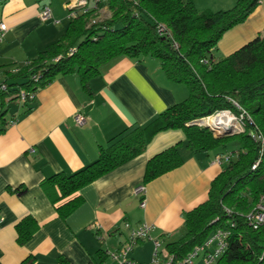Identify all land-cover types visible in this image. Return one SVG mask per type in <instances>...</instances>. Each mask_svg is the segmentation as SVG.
<instances>
[{
  "label": "crops",
  "instance_id": "0c3cea01",
  "mask_svg": "<svg viewBox=\"0 0 264 264\" xmlns=\"http://www.w3.org/2000/svg\"><path fill=\"white\" fill-rule=\"evenodd\" d=\"M235 1L194 4L200 11H218ZM64 3L0 0V19L7 25L0 43V82L16 64L60 38L70 21ZM44 4L51 10L47 20L39 16ZM106 9L99 11L108 15ZM262 35L264 0H258L243 22L221 35L214 56H227ZM18 88L7 86L0 119V264H20L27 258L29 264H116L106 252L120 248L142 223L151 225L150 237L159 239L166 251L165 243L184 231L183 214L207 200L212 180L226 165L215 162V152L188 149L181 129L160 131L139 154L81 186L70 196L77 197L78 204L61 216L57 207L66 198L53 203L41 186L45 178L90 164L112 138L144 126L184 100L189 90L168 79L157 58L124 55L101 64L84 87L77 73L58 74L25 105L15 93ZM77 113L86 118L81 126L74 122ZM174 145H179L181 165L143 183L147 161ZM139 186L143 190L137 192ZM25 216L38 227L19 244L15 225ZM152 247L151 239L141 240L130 257L147 263Z\"/></svg>",
  "mask_w": 264,
  "mask_h": 264
},
{
  "label": "trees",
  "instance_id": "16d2710c",
  "mask_svg": "<svg viewBox=\"0 0 264 264\" xmlns=\"http://www.w3.org/2000/svg\"><path fill=\"white\" fill-rule=\"evenodd\" d=\"M257 4L258 0H236L225 10L200 11L194 0H101L96 11L106 7L110 11L107 19L89 24L90 14H81L68 22L57 41L16 64L0 82V119L5 113L7 86H19L15 93H23L25 105L56 75L77 73L84 87L99 73L101 64L122 55L157 58L167 78L184 83L189 90L184 100L144 126L112 138L90 164L45 178L41 186L53 203L66 198L57 207L59 215H67L78 204V198L70 196L81 186L139 154L156 133L181 129L188 149L216 155L230 152L232 156L212 180L207 200L183 214L184 231L165 243L166 251L183 257L212 231L223 228L228 231L227 246L214 264H264V226L253 229L245 218L264 194V142L251 135H264V35L227 56H214L221 35L243 22ZM71 48L75 51L69 53ZM223 110L234 114L243 110L248 115L243 119V132L215 136L208 125L195 124ZM178 147H168L147 161L143 183L181 165ZM37 227L31 216L18 221L17 243L24 244ZM29 263L27 258L20 264Z\"/></svg>",
  "mask_w": 264,
  "mask_h": 264
},
{
  "label": "built area",
  "instance_id": "2783aa9c",
  "mask_svg": "<svg viewBox=\"0 0 264 264\" xmlns=\"http://www.w3.org/2000/svg\"><path fill=\"white\" fill-rule=\"evenodd\" d=\"M100 1L101 0H65L64 7L66 10L67 19L72 20L81 14H93L89 24L97 22L98 20L96 18V13L98 11H96V6ZM39 16L41 20H47L51 18V10L47 4H44L42 6ZM6 32L7 25L0 19V43L2 42ZM69 51V53H72L73 51H75V48H71ZM201 62L208 64V61L206 59H202ZM1 88L5 89V86L2 85ZM17 95L19 99L22 100L23 93L19 92ZM234 104L237 106L236 103ZM217 116L226 118L228 125L216 127L206 124L210 120V118H214ZM245 116L248 117V115L243 110H241L239 114H234L230 110H223L215 113L214 115L202 118L201 120L195 122V124L199 126L208 125L215 136L224 129H229L230 134L240 133L244 131L243 119ZM85 121L86 118L83 114H75L74 122L77 126L83 125ZM251 135L254 140H260L261 142H264V135H262L261 133H252ZM231 156L232 154L230 152L217 154L215 155L214 160L217 163H227L228 161H230ZM257 163L258 160L251 166V168L254 169ZM142 190L143 188L141 186L136 189L137 192ZM245 218L253 229L264 226V194L259 196L256 205L250 212L246 213ZM151 228V225H149L148 223H142L138 225L129 232L125 242L120 246V248L112 251H107L106 255L114 260L116 264H139L130 257V253L133 251L134 246L139 241L144 239H151L153 246L151 257L149 261L144 264H194L193 258L199 253L203 255L202 264H214L227 246L226 238L228 236V231L223 228H217L216 230L212 231L201 244L195 245L186 255L180 258H176L172 254L163 250L162 243L159 239L150 237ZM262 256H264V251H262Z\"/></svg>",
  "mask_w": 264,
  "mask_h": 264
},
{
  "label": "rangeland",
  "instance_id": "374dc122",
  "mask_svg": "<svg viewBox=\"0 0 264 264\" xmlns=\"http://www.w3.org/2000/svg\"><path fill=\"white\" fill-rule=\"evenodd\" d=\"M106 11H107V14L109 12L108 15H104V14L101 13V11H98L96 13L97 14V16H96L97 20L107 19L110 16V11L108 9H106ZM92 16H93V14L89 15V20L92 18ZM234 145L235 144H232L230 146V148L233 149ZM202 260H203V255L201 253H199L197 256H194V258H193L194 264H202Z\"/></svg>",
  "mask_w": 264,
  "mask_h": 264
},
{
  "label": "bare ground",
  "instance_id": "6f19581e",
  "mask_svg": "<svg viewBox=\"0 0 264 264\" xmlns=\"http://www.w3.org/2000/svg\"><path fill=\"white\" fill-rule=\"evenodd\" d=\"M206 124H208L210 126H216V127H222V126L228 125L226 118H224L222 116L210 118V120Z\"/></svg>",
  "mask_w": 264,
  "mask_h": 264
},
{
  "label": "water",
  "instance_id": "95a60500",
  "mask_svg": "<svg viewBox=\"0 0 264 264\" xmlns=\"http://www.w3.org/2000/svg\"><path fill=\"white\" fill-rule=\"evenodd\" d=\"M227 134H230V130L229 129H224L223 131H221L216 136L227 135Z\"/></svg>",
  "mask_w": 264,
  "mask_h": 264
}]
</instances>
